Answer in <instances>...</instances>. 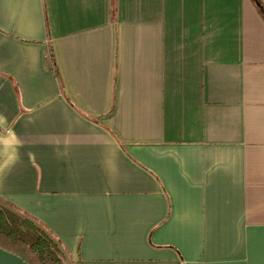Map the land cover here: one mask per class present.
<instances>
[{
  "label": "crops",
  "instance_id": "1",
  "mask_svg": "<svg viewBox=\"0 0 264 264\" xmlns=\"http://www.w3.org/2000/svg\"><path fill=\"white\" fill-rule=\"evenodd\" d=\"M0 206L65 264H264V0H0Z\"/></svg>",
  "mask_w": 264,
  "mask_h": 264
},
{
  "label": "trees",
  "instance_id": "2",
  "mask_svg": "<svg viewBox=\"0 0 264 264\" xmlns=\"http://www.w3.org/2000/svg\"><path fill=\"white\" fill-rule=\"evenodd\" d=\"M0 248L28 264H65L58 245L35 223L0 206Z\"/></svg>",
  "mask_w": 264,
  "mask_h": 264
},
{
  "label": "water",
  "instance_id": "3",
  "mask_svg": "<svg viewBox=\"0 0 264 264\" xmlns=\"http://www.w3.org/2000/svg\"><path fill=\"white\" fill-rule=\"evenodd\" d=\"M0 264H28L22 258L0 248Z\"/></svg>",
  "mask_w": 264,
  "mask_h": 264
}]
</instances>
